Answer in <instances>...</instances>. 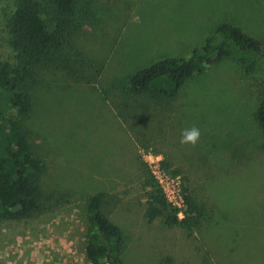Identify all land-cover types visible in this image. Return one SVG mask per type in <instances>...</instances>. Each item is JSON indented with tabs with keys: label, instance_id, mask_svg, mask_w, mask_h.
Listing matches in <instances>:
<instances>
[{
	"label": "rangeland",
	"instance_id": "rangeland-1",
	"mask_svg": "<svg viewBox=\"0 0 264 264\" xmlns=\"http://www.w3.org/2000/svg\"><path fill=\"white\" fill-rule=\"evenodd\" d=\"M12 11L13 0H0V63H14L5 28ZM78 14L73 45L81 54L64 52L93 81L36 74L22 126L45 167V209L0 222V264H90L87 206L97 193L122 233L124 264H264V134L255 120L264 55L249 72L256 54L233 47L173 99L131 95L127 86L128 76L159 60L216 43L223 24L257 40L264 54V0H78ZM192 127L198 144L182 145ZM149 154L202 207L194 229L148 220Z\"/></svg>",
	"mask_w": 264,
	"mask_h": 264
},
{
	"label": "trees",
	"instance_id": "trees-1",
	"mask_svg": "<svg viewBox=\"0 0 264 264\" xmlns=\"http://www.w3.org/2000/svg\"><path fill=\"white\" fill-rule=\"evenodd\" d=\"M41 16L48 18L51 30H47ZM82 26L78 0H13V11L5 28L8 45L15 53L14 63H0V222L27 219L45 209L38 186L45 167L35 157L22 126L30 109L28 90L41 72L60 71L70 83H92L93 79L85 77L81 67L64 52L65 49L77 52L73 42ZM216 32V43L208 40L189 58L162 59L128 76L129 94L173 99L194 74H201L208 66L232 56L233 47L256 54L246 66L247 71L253 72L264 55L261 44L231 24L219 26ZM11 111L14 118L8 115ZM255 120L264 134V100ZM145 184L151 188L146 211L150 222L162 216L168 227L192 230L200 224L204 211L186 194V188H183L185 209L179 218L178 209L166 202L153 178L148 177ZM104 203V193L94 194L88 200L86 256L90 264H124L123 236L105 217Z\"/></svg>",
	"mask_w": 264,
	"mask_h": 264
},
{
	"label": "built area",
	"instance_id": "built-area-1",
	"mask_svg": "<svg viewBox=\"0 0 264 264\" xmlns=\"http://www.w3.org/2000/svg\"><path fill=\"white\" fill-rule=\"evenodd\" d=\"M146 164L150 170L151 176L157 182L160 190L167 203L178 209V217L183 216V210L185 209L183 193L180 186L178 177L169 175L162 167L161 159L158 155L149 154L146 156Z\"/></svg>",
	"mask_w": 264,
	"mask_h": 264
},
{
	"label": "clouds",
	"instance_id": "clouds-1",
	"mask_svg": "<svg viewBox=\"0 0 264 264\" xmlns=\"http://www.w3.org/2000/svg\"><path fill=\"white\" fill-rule=\"evenodd\" d=\"M201 137V132L198 128L192 127L191 129H186L182 132L180 143L182 145H191L195 147Z\"/></svg>",
	"mask_w": 264,
	"mask_h": 264
}]
</instances>
